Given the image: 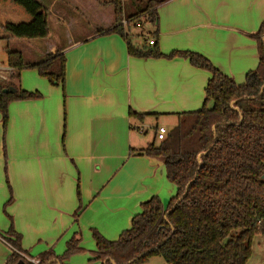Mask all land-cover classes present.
Instances as JSON below:
<instances>
[{
  "label": "crops",
  "instance_id": "1",
  "mask_svg": "<svg viewBox=\"0 0 264 264\" xmlns=\"http://www.w3.org/2000/svg\"><path fill=\"white\" fill-rule=\"evenodd\" d=\"M37 1L50 37L6 51L30 64L61 51L66 80L53 87L24 70L20 88L43 98L11 103L6 131L0 114V235L13 229L35 259L61 257L77 241L82 251L63 264H106L96 260L93 231L115 242L144 203L157 197L167 207L178 191L164 161L143 154L153 141L137 129L147 135L165 120L174 128L178 115L201 110L211 74L183 58L132 57L120 35L98 36L112 24V0ZM157 11L151 31L163 55H202L238 85L258 68L264 0H170ZM130 111L151 116L140 122ZM11 254L0 238V264Z\"/></svg>",
  "mask_w": 264,
  "mask_h": 264
},
{
  "label": "trees",
  "instance_id": "2",
  "mask_svg": "<svg viewBox=\"0 0 264 264\" xmlns=\"http://www.w3.org/2000/svg\"><path fill=\"white\" fill-rule=\"evenodd\" d=\"M170 0H112V24L99 28L98 36L120 35L132 57L183 58L211 74L201 110L177 116V124L164 141L156 137L143 151L164 161L167 178L177 195L164 207L152 198L132 220L130 229L115 242L93 231L97 261L106 264H142L153 257L167 264H247L255 236L264 234V22L255 35L260 62L244 84L222 74L204 56L185 51L163 55L150 31L140 45L132 29L142 20L158 24V7ZM146 2V3H145ZM143 4L141 9L139 6ZM128 5V7H127ZM126 20V26L120 23ZM50 37L48 12L37 0H0V41L46 40ZM153 40L154 45H149ZM7 65L14 70L9 82L0 81V114L6 131L9 106L18 101L40 100L38 93L23 91L20 76L36 70L53 87L64 88L67 60L59 51L40 63L30 64L19 51L7 49ZM14 88L15 94L3 91ZM143 122L151 115L129 112ZM155 116V115H154ZM0 238L11 248L6 264H33L21 247V237L11 229ZM77 241L61 257L47 252L40 264H63L80 253Z\"/></svg>",
  "mask_w": 264,
  "mask_h": 264
},
{
  "label": "rangeland",
  "instance_id": "3",
  "mask_svg": "<svg viewBox=\"0 0 264 264\" xmlns=\"http://www.w3.org/2000/svg\"><path fill=\"white\" fill-rule=\"evenodd\" d=\"M139 7L143 9L144 5L140 4ZM150 31H151L150 25L146 24L144 21L141 22L140 28L132 29L134 43L141 45L143 43V40L146 39L145 38L146 34H148ZM10 43L12 44L13 42H10ZM8 44L9 43L6 41H0V65L2 64L7 65L6 48ZM159 126L164 127L167 131H170L173 128L174 123H169L168 120H165ZM154 133H155V127L152 126V127H149L147 135H141V134L139 135L142 136L143 139L148 140V141L151 140L152 142L154 139L153 137ZM142 264H167V263L161 257H153ZM247 264H264V234L255 236L253 240V245H252V255Z\"/></svg>",
  "mask_w": 264,
  "mask_h": 264
},
{
  "label": "built area",
  "instance_id": "4",
  "mask_svg": "<svg viewBox=\"0 0 264 264\" xmlns=\"http://www.w3.org/2000/svg\"><path fill=\"white\" fill-rule=\"evenodd\" d=\"M145 22V20H142V22ZM127 21L123 20L120 25L126 26ZM141 27V23L140 26H138V28ZM147 35V34H146ZM155 43L153 40L149 41V45L153 46ZM14 75V70L9 67L8 65H0V81L3 82H9L12 77ZM137 132L141 135H144L145 133V129L143 127H139L137 129ZM169 131H167L164 127L162 126H158L155 128V137L157 139L158 142L164 141L167 137ZM33 264H40V261L33 259L30 260Z\"/></svg>",
  "mask_w": 264,
  "mask_h": 264
},
{
  "label": "water",
  "instance_id": "5",
  "mask_svg": "<svg viewBox=\"0 0 264 264\" xmlns=\"http://www.w3.org/2000/svg\"><path fill=\"white\" fill-rule=\"evenodd\" d=\"M263 90H264V87H263L262 91H263ZM3 93H4V94H9V93H11V94H15V93H16V89H14V88H10V89L4 90ZM263 179H264V177H263Z\"/></svg>",
  "mask_w": 264,
  "mask_h": 264
}]
</instances>
